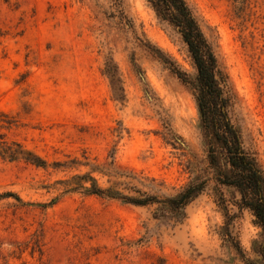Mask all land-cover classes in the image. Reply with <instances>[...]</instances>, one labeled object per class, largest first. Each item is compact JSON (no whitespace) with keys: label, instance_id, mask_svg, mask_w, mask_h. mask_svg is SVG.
<instances>
[{"label":"rangeland","instance_id":"rangeland-1","mask_svg":"<svg viewBox=\"0 0 264 264\" xmlns=\"http://www.w3.org/2000/svg\"><path fill=\"white\" fill-rule=\"evenodd\" d=\"M235 94L233 121L264 169V0H186ZM0 0V141L46 168L0 156V264H246L222 236L212 187L171 227L157 206L72 191L65 182L107 167L174 195L208 164L197 102L141 41L191 76L188 48L147 0ZM118 68L116 93L106 67ZM76 163V164H73ZM103 188L126 181L95 172ZM137 184V182H134ZM230 202L239 193L224 187ZM231 227L250 264L262 230L249 211Z\"/></svg>","mask_w":264,"mask_h":264},{"label":"trees","instance_id":"trees-1","mask_svg":"<svg viewBox=\"0 0 264 264\" xmlns=\"http://www.w3.org/2000/svg\"><path fill=\"white\" fill-rule=\"evenodd\" d=\"M157 17L172 27L181 36L188 48L195 76L183 70L164 51L148 39L142 44L156 56L183 84L188 86L197 102L203 137L208 146V164L199 169L200 174L174 195H160L153 187L146 190L143 179L115 168L114 155L106 167L94 165L92 172L76 175L63 183L72 191H82L87 196H97L136 207L157 206L154 219L171 227L181 224L187 218V209L196 199L212 187L216 203L224 217L222 236L236 250L246 264L241 243L232 235L231 227L243 211H249L254 222L262 230L263 244L258 249L264 258V169L257 156L244 146L243 134L233 121L231 110L235 94L219 64L214 47L205 35L193 8L186 0H147ZM121 21L133 26L122 9V0H114ZM106 74L114 87L117 100L118 91H123L118 68L106 67ZM0 156L9 161L23 160L40 168L48 166L47 161L16 142L0 141ZM76 164V163H73ZM124 178L126 181L103 188L92 175ZM137 182V184H134ZM233 188L240 196L233 201L235 213L230 207L223 188Z\"/></svg>","mask_w":264,"mask_h":264}]
</instances>
